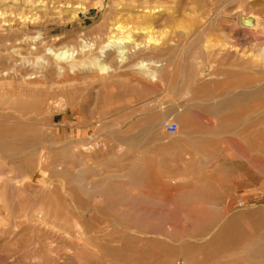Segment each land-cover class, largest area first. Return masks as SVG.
Instances as JSON below:
<instances>
[{"label":"rangeland","instance_id":"374dc122","mask_svg":"<svg viewBox=\"0 0 264 264\" xmlns=\"http://www.w3.org/2000/svg\"><path fill=\"white\" fill-rule=\"evenodd\" d=\"M10 18L1 36L69 56L48 81L29 60L5 96L16 138L45 150L0 152V264H264V0H0ZM117 20L127 64L107 42Z\"/></svg>","mask_w":264,"mask_h":264},{"label":"bare ground","instance_id":"6f19581e","mask_svg":"<svg viewBox=\"0 0 264 264\" xmlns=\"http://www.w3.org/2000/svg\"><path fill=\"white\" fill-rule=\"evenodd\" d=\"M14 1V0H13ZM18 1V0H17ZM37 1V0H36ZM40 1V0H39ZM244 1V0H243ZM259 1V0H258ZM20 2V1H19ZM29 1H27L28 3ZM256 2V0H255ZM7 3V2H6ZM33 3V1H32ZM42 3V2H41ZM41 3L40 6H41ZM247 3V2H246ZM259 3V2H257ZM257 3H253L254 4H257ZM29 4V3H28ZM38 4V3H36ZM43 4V3H42ZM20 5V4H19ZM22 5V4H21ZM35 5H33L32 7L33 8H37V5L36 7H34ZM6 7V6H5ZM9 7V6H8ZM12 7V6H11ZM20 7V6H19ZM45 7V5L43 6ZM48 7V6H47ZM7 8V7H6ZM227 8V6H226ZM17 9V8H16ZM2 10V9H1ZM6 10V9H5ZM23 10V9H22ZM35 10V9H34ZM223 11V9H221ZM220 10V11H221ZM226 9H224L225 11ZM11 11V10H10ZM219 11V10H218ZM223 11V12H224ZM233 11V9H232ZM25 12V11H24ZM29 12V11H28ZM229 12H230V8H229ZM229 12H227V14H229ZM2 13V12H1ZM23 13V12H22ZM220 13V12H219ZM218 13V14H219ZM3 14V13H2ZM7 14V13H6ZM16 14V13H15ZM217 14V13H216ZM217 14V15H218ZM224 14V13H223ZM5 15V13H4ZM33 15V14H32ZM150 15V14H149ZM3 16V15H2ZM8 16V15H7ZM28 16V15H27ZM34 16V15H33ZM39 16V15H38ZM139 16V15H138ZM9 17V16H8ZM16 17V16H15ZM23 17V16H22ZM4 18V17H3ZM29 18V17H28ZM27 18V19H28ZM38 18V17H37ZM42 18V17H41ZM141 18L142 20L141 21H146V22H149V19L146 18L145 16L143 17H139ZM26 19V20H27ZM5 21H7L5 18H4ZM3 20V21H4ZM11 20V18H10ZM24 20V21H26ZM31 20V19H30ZM34 20V19H33ZM48 20V19H47ZM211 20V19H210ZM263 20V19H262ZM4 21V22H5ZM15 21H18V18L17 20ZM12 18L11 21H8L10 23H7V24H2L0 25V29H3L2 27H5L6 29L8 30H12L14 28V26L16 25V22H15ZM20 21V20H19ZM18 21V22H19ZM217 21V20H216ZM29 22V21H28ZM46 22V21H45ZM24 23V22H23ZM151 23V22H150ZM149 23V24H150ZM260 17L259 15L257 14H253L251 12H248V11H243L241 14H240V24L241 26L243 27H246L249 29L252 28L253 31L254 29H259L260 28ZM29 24V23H28ZM6 25V26H5ZM17 26V25H16ZM15 26V27H16ZM24 27H27L26 24H23ZM29 26V25H28ZM36 27V26H35ZM153 28V27H152ZM123 29V26L122 24L120 23V20H117L116 22H114L112 24V26L106 31V37H107V42L108 43H112L113 47L115 46V49L111 52L113 53H116V56H115V59L117 61V63H123L125 64L126 63V60H128L130 58V48L128 46V44H126V42H128L127 40L126 41H123V38L121 37H117V33L119 31H122ZM143 29V28H140V30ZM7 30V31H8ZM14 30V29H13ZM28 30V29H27ZM105 31V30H103ZM261 31V30H260ZM9 32V31H8ZM17 32V31H16ZM14 33V32H13ZM19 33V32H18ZM123 33V32H122ZM115 34V35H114ZM14 35V34H13ZM17 35V34H16ZM29 35V34H28ZM31 35V34H30ZM10 36H12L10 34ZM10 36H1L0 35V152H4V153H10V154H26L28 152H32L33 150H35L36 148L37 149H40L41 151H44L45 147L42 145L40 146L39 148L36 147L37 143H38V140L37 138L38 137H33L31 139H20V138H16L17 136V131L8 126L7 123L9 122H16L18 118H16V115L14 114L18 109H15V100H14V104H10L8 103V100L5 98V96H9L10 95V90L12 88L15 87V85H18V87L20 86V89H21V85L26 83V76L31 74L30 73V68L29 69H25V66L26 65L25 63L28 62L29 60H33V65L36 64V66L38 65V69H41V73H42V76L44 77V80L45 81H48L54 74H55V69H53V63L51 62V58L52 57H55L57 59L59 58H66L68 55L67 51H62V50H59V49H55V48H52L53 47V44H50V43H47V42H40V44L38 43H30L28 42V39H19V37L21 35H19V37H10ZM18 36V35H17ZM23 36V35H22ZM21 36V37H22ZM27 36V35H26ZM20 37V38H21ZM125 38V37H124ZM129 38V36L127 37ZM65 40V39H64ZM83 40L82 38L80 39V41ZM109 40V41H108ZM220 40V39H219ZM39 41V40H38ZM76 42V41H74ZM82 42V41H81ZM218 42V41H217ZM77 43V42H76ZM129 43V42H128ZM132 43V42H131ZM75 44V43H74ZM105 44V43H103ZM107 44V43H106ZM105 44V45H106ZM130 44V43H129ZM219 44V43H218ZM85 45V44H83ZM87 45V44H86ZM109 45V44H107ZM106 45V46H107ZM92 46V45H91ZM143 46L142 43H135V47L136 48H141ZM224 46V45H223ZM82 47V46H81ZM80 47V48H81ZM79 48V49H80ZM87 48V47H86ZM93 48V47H91ZM110 48V47H109ZM94 49V48H93ZM106 49V47H103V46H100V53L102 56L105 55V57H110L113 53H109V54H106L107 52H104V50ZM108 49V48H107ZM111 49V48H110ZM109 49V50H110ZM113 49V48H112ZM111 49V50H112ZM46 50H49V54L46 53L47 51ZM81 50V49H80ZM87 50V49H86ZM92 50V49H91ZM62 51V52H61ZM93 51V50H92ZM151 51V50H150ZM79 52V51H78ZM82 52V50H81ZM93 53V52H92ZM94 54V53H93ZM145 54V53H143ZM52 55V56H50ZM132 55V54H131ZM69 56V55H68ZM133 56V55H132ZM96 57H94L95 59ZM61 60V59H60ZM97 60V59H95ZM138 60V59H137ZM148 60V59H147ZM159 60V59H158ZM156 59H153V60H148V61H145L144 60H141V61H138L136 63V66L140 67L141 69H143L144 71H146L147 73L150 74L151 78L153 80H156L157 79V74H159L160 71L164 70V66L163 64L160 63V61H158ZM54 61V60H53ZM256 63H257V66H259V70L261 71L258 72L259 73V81H260V87L257 89V94L260 96L264 95V51L263 49L259 48L258 50V53L255 55V60H254ZM30 62V61H29ZM51 63L53 65H51ZM24 64V65H23ZM127 64V63H126ZM131 64V63H130ZM219 64V63H218ZM23 65V66H22ZM70 65V64H69ZM75 66V65H73ZM99 66L102 68V69H105L107 68V65H105L104 63L102 64H99ZM24 67V68H23ZM215 67V66H213ZM217 67V66H216ZM215 67V68H216ZM261 67V68H260ZM56 68V67H55ZM62 68V66H61ZM209 68V67H208ZM207 68V69H208ZM64 69V68H63ZM206 69V71H207ZM57 70H60V69H57ZM204 73V72H203ZM206 73V72H205ZM60 74V73H59ZM7 75V77H6ZM3 77V78H1ZM9 78H12L9 80ZM203 78H205V74H203ZM1 79H3V81H1ZM222 79V78H221ZM15 80V81H13ZM18 80V81H17ZM66 81V80H65ZM51 82V81H50ZM188 89V88H187ZM193 89V88H192ZM205 90L207 91V89L205 88ZM18 91V90H17ZM164 92V91H163ZM208 92V91H207ZM13 94L15 95L16 93L13 92ZM12 96V95H11ZM210 96V95H209ZM14 97V96H13ZM15 98V97H14ZM13 100V99H12ZM174 100V99H173ZM232 101V98H227L225 99L222 104H228L229 102ZM232 103V102H231ZM18 107V105H17ZM20 108V107H19ZM11 109L14 111L11 112ZM24 111H25V108H23ZM22 109V111H23ZM259 109L260 111L262 109H264V99H260L259 101ZM21 111V109H20ZM140 111V110H139ZM28 113L30 112L27 111ZM263 112V111H262ZM24 113V112H23ZM26 113V112H25ZM20 115V114H19ZM27 116V114H26ZM25 116V117H26ZM261 116V114H260ZM33 117V116H31ZM21 118V117H20ZM30 118V115L29 117ZM24 120V118H22ZM264 121V115L260 118ZM20 120V119H19ZM22 120V121H23ZM26 120V119H25ZM32 121V119H31ZM130 122V121H129ZM172 122V121H171ZM18 123V122H17ZM20 123V122H19ZM31 123V122H30ZM107 130V129H106ZM148 133V132H147ZM257 133L259 134H262L264 135V126L261 127V128H258L257 129ZM176 136V135H175ZM5 137H15L16 139L14 140H11V141H7L5 140ZM179 146V145H178ZM175 147V146H174ZM180 148V147H179ZM43 155V153H42ZM42 158V157H41ZM45 158V157H44ZM126 162V161H125ZM124 165V164H123ZM104 166V165H103ZM2 175H0V178H1ZM40 176V174H39ZM37 179H38V175H37ZM1 180V179H0ZM140 196H146V193H140L139 194ZM142 198V197H141ZM148 199V198H147ZM156 199V198H155ZM142 200H144V197L142 198ZM149 200V199H148ZM154 201V199H153ZM156 201V200H155ZM70 236V235H69ZM207 239V238H206ZM217 237L215 236L213 238L214 241H217L216 240ZM193 245V244H192Z\"/></svg>","mask_w":264,"mask_h":264},{"label":"built area","instance_id":"2783aa9c","mask_svg":"<svg viewBox=\"0 0 264 264\" xmlns=\"http://www.w3.org/2000/svg\"><path fill=\"white\" fill-rule=\"evenodd\" d=\"M179 129V126L177 123L175 122H170L167 124V127H166V130L167 132L171 133V134H174L178 131Z\"/></svg>","mask_w":264,"mask_h":264}]
</instances>
